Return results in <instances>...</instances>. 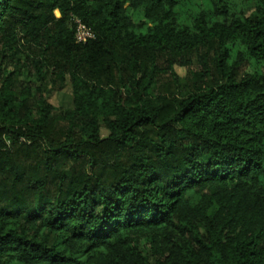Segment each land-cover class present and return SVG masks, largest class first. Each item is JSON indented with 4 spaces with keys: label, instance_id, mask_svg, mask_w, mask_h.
<instances>
[{
    "label": "trees",
    "instance_id": "trees-1",
    "mask_svg": "<svg viewBox=\"0 0 264 264\" xmlns=\"http://www.w3.org/2000/svg\"><path fill=\"white\" fill-rule=\"evenodd\" d=\"M184 1L0 0V264H264V0Z\"/></svg>",
    "mask_w": 264,
    "mask_h": 264
},
{
    "label": "rangeland",
    "instance_id": "rangeland-1",
    "mask_svg": "<svg viewBox=\"0 0 264 264\" xmlns=\"http://www.w3.org/2000/svg\"><path fill=\"white\" fill-rule=\"evenodd\" d=\"M183 5V9L187 11H192V12H197L198 10L200 11V6L203 7H208V5L211 3V0H185ZM59 16V14L57 13ZM178 73L183 77L185 76L186 72L184 69L178 68L177 69ZM72 92V87L70 85H67L65 90L61 94H54L51 98L50 101L57 107H60L63 102L67 103L68 100L67 97L70 95ZM102 136L105 138L108 136V132L106 130H103Z\"/></svg>",
    "mask_w": 264,
    "mask_h": 264
},
{
    "label": "built area",
    "instance_id": "built-area-1",
    "mask_svg": "<svg viewBox=\"0 0 264 264\" xmlns=\"http://www.w3.org/2000/svg\"><path fill=\"white\" fill-rule=\"evenodd\" d=\"M77 24V32H76V39L79 43H87L88 41L93 39L92 32L84 25L80 20H76Z\"/></svg>",
    "mask_w": 264,
    "mask_h": 264
}]
</instances>
